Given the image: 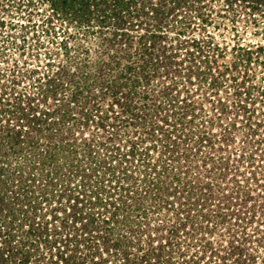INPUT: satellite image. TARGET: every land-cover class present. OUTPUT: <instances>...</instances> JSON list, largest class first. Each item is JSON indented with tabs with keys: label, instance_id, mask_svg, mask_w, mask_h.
I'll return each instance as SVG.
<instances>
[{
	"label": "rangeland",
	"instance_id": "obj_1",
	"mask_svg": "<svg viewBox=\"0 0 264 264\" xmlns=\"http://www.w3.org/2000/svg\"><path fill=\"white\" fill-rule=\"evenodd\" d=\"M128 1L0 0V264H264V0Z\"/></svg>",
	"mask_w": 264,
	"mask_h": 264
},
{
	"label": "trees",
	"instance_id": "obj_2",
	"mask_svg": "<svg viewBox=\"0 0 264 264\" xmlns=\"http://www.w3.org/2000/svg\"><path fill=\"white\" fill-rule=\"evenodd\" d=\"M50 1H51L52 5L54 7H57L58 5H62L65 9H70V8H66L67 5H68L67 7H72V4H79V7L74 9V13L77 16H79V17H82V16L85 15V14H83L84 12L82 13L80 10H83L85 7L90 5V4H87V3L86 4L83 3V1L88 2V0H50ZM91 1H93V4L96 7V10L98 8L97 7L98 4H100L102 2H105V0H91ZM112 1L114 2L115 5H117L119 7H124V6H126L129 3L128 0H112ZM87 11L89 12V10H87ZM163 90L167 92V90H165V89H163ZM18 99L22 100L21 98H18ZM24 101H25V105L24 106L21 105L22 102H19V101L16 102V106L15 107H16V113H17V117H16L17 121H18V118H20L21 120L25 119V120H27V122L33 121L37 117V115H36L37 112L39 114L42 113L43 115H46V114L47 115H51V114H53V111H51V112L50 111H46L47 112L46 113L43 110H39V109L38 110H34V107L37 109L38 106L33 103V97H31V96H27V97L25 96ZM16 134H18V133H16ZM259 142H260V145L263 146V148H259V145L257 144V146H255V150L250 152L251 153L250 154V159L252 160L251 164H253L254 161H255V159L253 158V155H255L258 151L264 153V141L260 139ZM130 147H128L127 150H125L123 152L122 158L119 159V160L115 159L116 156L114 157V151L110 150V155L111 156H110L109 161H112V162L115 161L116 166L121 168V169H117V172H119L120 170H125V169H127V171H128V169H130L131 166L130 165H126L125 162H131L133 160H136L135 156L138 154L137 153V149H135L133 147V145H131ZM117 149L120 150L119 148H117ZM139 154H141V153H139ZM123 163H125L126 168L124 166H122ZM263 165H264V163H263ZM109 169H110L111 176H112V177L111 176L110 177L113 178L115 180V182H116V179H118L117 177H120L119 173L118 174L115 173L116 168H114V166L109 167ZM253 174H255V172H253ZM128 177H129V175L126 172V175H124V177L121 180L123 181L124 179H129ZM256 180H257V178H256ZM104 181H107V184L103 183ZM96 182L97 183H96V186H95V191L93 192V195H92L94 199L90 200L91 203H93V204H95L96 202H99L100 204H103L104 206L113 204L114 208L122 206V205L126 206L127 205L126 204L127 197H130L129 195L132 194L133 192L136 193V191H133V192L131 191L132 189H135V186H133L134 184H130V185L121 184V185H119V183L121 182L120 181V182H118V185L116 186V185L112 184V180L111 179L107 180V179H104V178H102L101 180H97ZM101 193H103L105 197H101V195H100ZM136 195H141V192H137ZM76 198L78 199V196H76ZM103 199L105 200L104 202H103ZM117 200L119 201V203H118V205L117 204L115 205L114 203ZM29 201H31V200H29ZM36 206H40V202L35 201L32 204V206H31L33 208H28V210H34V209L36 210ZM254 208L255 207H253V209ZM45 231H49L47 225H45V227L40 229L38 231V233L41 236H44ZM57 233L59 235H61L59 230H54V234L56 235ZM66 233L69 235V232L66 231ZM47 234H45V235H47ZM70 240H75V239L72 236L71 237H67L66 241H70ZM54 243H58V241L54 240ZM65 245L66 244L59 242V244L57 246V249H58L57 255H59V257H61V258H62V254L65 253V248H64ZM60 247L63 249V251H59ZM67 258L66 259L64 258V260H67ZM65 264H67V262Z\"/></svg>",
	"mask_w": 264,
	"mask_h": 264
},
{
	"label": "built area",
	"instance_id": "obj_3",
	"mask_svg": "<svg viewBox=\"0 0 264 264\" xmlns=\"http://www.w3.org/2000/svg\"><path fill=\"white\" fill-rule=\"evenodd\" d=\"M21 120V119H20ZM34 180H36V179H34ZM28 193H30V194H32V197L34 198H38V197H40V198H38V200H34V199H32V201H29V198L27 197V196H24L22 199H24L25 200V202H27L26 204H24V205H22L21 206V208H33V207H31L32 206V204L35 202V201H37V202H40L39 201V199H41L42 198V194H41V192H40V194H38V195H34L33 193L34 192H28ZM26 195V194H25ZM28 195V194H27ZM28 198V199H27ZM40 204H43V202H40ZM38 207V206H37ZM20 208V209H21ZM38 211H39V213L37 214V216L35 217V219H36V221H40V217H42V215L40 214V212L42 211V212H44V207L43 206H39L38 207ZM46 221H47V219H46ZM43 225H44V227H45V225H47L46 224V222L45 221H40V222H37L36 223V229H42L43 228ZM48 230H50V228H48ZM55 230H58L57 228H55Z\"/></svg>",
	"mask_w": 264,
	"mask_h": 264
}]
</instances>
